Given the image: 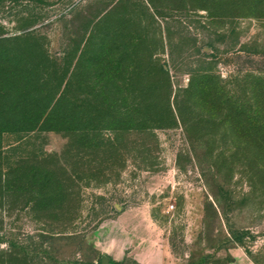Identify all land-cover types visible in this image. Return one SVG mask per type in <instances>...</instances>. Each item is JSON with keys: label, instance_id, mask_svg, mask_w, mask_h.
Returning <instances> with one entry per match:
<instances>
[{"label": "rangeland", "instance_id": "rangeland-1", "mask_svg": "<svg viewBox=\"0 0 264 264\" xmlns=\"http://www.w3.org/2000/svg\"><path fill=\"white\" fill-rule=\"evenodd\" d=\"M198 3L0 0V32L35 31L52 55L72 49L85 19L106 14L119 35L145 37L171 84V110L140 114L148 128L100 130L93 147L52 130L27 144L4 135L6 149L20 145L9 152L10 182L37 183L45 168L48 186L68 188L37 202L36 190L8 189L0 174V264H264V188L247 173L254 149L188 87L207 73L208 87L217 76L237 98L242 74L264 70V11L192 10Z\"/></svg>", "mask_w": 264, "mask_h": 264}, {"label": "trees", "instance_id": "trees-1", "mask_svg": "<svg viewBox=\"0 0 264 264\" xmlns=\"http://www.w3.org/2000/svg\"><path fill=\"white\" fill-rule=\"evenodd\" d=\"M240 1L218 2L210 7L207 0H201L192 10L220 8L230 12L240 6L247 8L250 16L264 11V0ZM107 17L105 14L99 22L97 15L85 19L72 49L59 55L49 53L35 31L9 36L0 32V160L8 163L0 174L8 189L36 190L38 202L61 195L68 187L58 180L56 186H48L46 182L54 178V173L45 168L41 170L44 177L37 183L26 178L22 185L19 177L18 183L10 182V175L17 170L9 162V152L14 153L20 145L6 149V134L15 135L17 144H27L30 134L52 130L65 133L74 144L93 147L100 130L148 128L147 122L139 119L140 114L159 109V103L162 110H171L170 78L158 64L156 53L145 45V37L119 35ZM155 74L156 79H151ZM210 77L214 88L208 87L207 73L192 76L188 87L196 94L195 102L218 110L224 116L223 123L232 129L229 135L254 149L255 163L248 166L247 173L257 187L264 188V70L242 74L237 98L230 95L221 79ZM209 94L211 99L207 101ZM26 155L31 158L35 153ZM19 171L33 172L28 167H19Z\"/></svg>", "mask_w": 264, "mask_h": 264}, {"label": "water", "instance_id": "water-1", "mask_svg": "<svg viewBox=\"0 0 264 264\" xmlns=\"http://www.w3.org/2000/svg\"><path fill=\"white\" fill-rule=\"evenodd\" d=\"M102 264H106V261H105V259H102Z\"/></svg>", "mask_w": 264, "mask_h": 264}]
</instances>
